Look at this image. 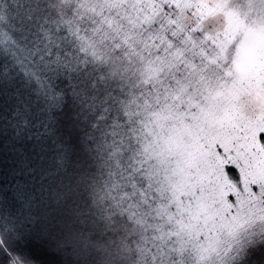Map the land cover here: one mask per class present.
<instances>
[{"label": "snow or ice", "instance_id": "6c2138e0", "mask_svg": "<svg viewBox=\"0 0 264 264\" xmlns=\"http://www.w3.org/2000/svg\"><path fill=\"white\" fill-rule=\"evenodd\" d=\"M0 264H264V0H0Z\"/></svg>", "mask_w": 264, "mask_h": 264}]
</instances>
